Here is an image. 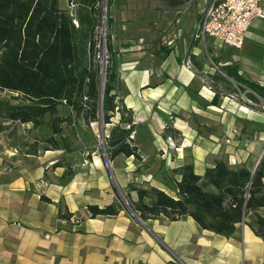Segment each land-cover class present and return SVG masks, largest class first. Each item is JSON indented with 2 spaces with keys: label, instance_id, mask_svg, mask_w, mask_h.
<instances>
[{
  "label": "crops",
  "instance_id": "1",
  "mask_svg": "<svg viewBox=\"0 0 264 264\" xmlns=\"http://www.w3.org/2000/svg\"><path fill=\"white\" fill-rule=\"evenodd\" d=\"M111 1L118 96L132 111V142L141 159L119 155L110 170L97 150L88 159L77 153L72 175L62 179L61 151L4 153L0 264H264V240L247 225L251 213L230 237L203 230L188 216L140 221L125 207L114 216L90 217L87 206L119 202L118 189L129 203L137 202L129 184L155 187L176 198L174 183L180 175L175 172L183 165L191 164L199 176L219 160L252 171L264 149V113L225 90L229 79L222 69L231 60H218L215 69L206 49L213 43L194 38L203 7L188 33L165 10L166 18L156 24L161 42H153V34L145 32L147 41L129 29L141 9L138 0ZM60 8L68 9L69 0ZM137 22L143 32L154 25ZM215 92L217 105L211 103ZM118 119L117 113L112 124ZM64 211L72 214L69 220L60 217ZM258 213L264 217V207Z\"/></svg>",
  "mask_w": 264,
  "mask_h": 264
},
{
  "label": "trees",
  "instance_id": "2",
  "mask_svg": "<svg viewBox=\"0 0 264 264\" xmlns=\"http://www.w3.org/2000/svg\"><path fill=\"white\" fill-rule=\"evenodd\" d=\"M105 2L107 10L111 0H69L74 5L71 14L69 8H60L59 0H0V92L13 94L10 99L0 98V138L14 124H31L32 129L46 133L43 151L73 153L76 149L63 125L70 127V134L75 133V125L90 129L94 123L101 124L104 131L118 113L117 123L104 138L106 153L110 160L119 155L141 159L130 139L136 125L132 111L117 95L120 79L113 59L104 72L100 114L101 68L96 60L95 28ZM110 24L107 18V29ZM222 71L254 93L250 100L259 103L257 96L264 105V85L244 78L237 65L225 66ZM218 97L215 92L213 105L218 104ZM60 107L67 109V114L60 115ZM127 124L130 129L125 128ZM26 146L31 147L29 153L36 154L33 144ZM175 173L180 175L174 183L176 198L155 187L128 185V192L137 193L138 201L130 202V208L139 218L177 221L188 216L201 229L230 237L251 213L247 225L264 240V217L258 213L264 207V154L253 173L245 167L233 168L224 160L207 168L202 176L194 173L191 164ZM71 175V169L66 168L62 179ZM86 209L95 218L117 215L124 206L115 202L103 208L88 205ZM59 215L67 220L72 216L65 211Z\"/></svg>",
  "mask_w": 264,
  "mask_h": 264
},
{
  "label": "rangeland",
  "instance_id": "3",
  "mask_svg": "<svg viewBox=\"0 0 264 264\" xmlns=\"http://www.w3.org/2000/svg\"><path fill=\"white\" fill-rule=\"evenodd\" d=\"M116 1V0H115ZM122 2V0H119ZM138 5L141 7L139 10V14L135 17L134 23L130 25V31L133 30V34L140 35V38L145 40H149L145 36V32H149L153 34V42L160 41L162 39L161 32H157L156 24L159 21L163 20V17L166 18L165 10H169L170 14L176 17L179 20L178 26L184 31V33L192 32L194 24L197 23L199 19V12L201 8L204 6V0H138ZM59 5L64 7L66 5V0H59ZM111 6V5H110ZM174 7V8H172ZM172 8V9H171ZM163 10V11H162ZM171 10V11H170ZM103 3L102 10L99 16V22L97 27L95 28V36L100 37L101 31V23L103 18ZM171 15H168L172 17ZM167 16V17H168ZM109 18V9L106 10V20ZM146 21L153 23V28L145 29L144 32L142 29H139L137 26V21ZM114 27L110 26L107 29L105 28V43L102 47H105V50L110 55L113 62L116 64L117 59L109 53L108 45L112 40V35H114ZM141 32H143L141 34ZM157 40V41H156ZM207 41L212 42L210 46H206V49L209 50V62L211 64L212 60L215 62V66H217L218 60L220 61H230L234 65H237L238 70L242 74L244 78L249 80H256L258 83L264 85V21L256 20L251 25L247 39L244 42V45L240 49H234L229 47H222L219 44H216L214 40L206 38ZM198 41V40H197ZM202 42V40H199ZM211 65V66H212ZM217 69V68H215ZM218 70V69H217ZM221 72V71H219ZM220 75V74H219ZM227 92H236L238 101L244 103L245 106L252 107L258 111L264 113V105L262 100L257 96L256 98L259 100V103H255L249 99V95H254L253 92L245 89V87L240 86L234 80L229 79V87L225 88ZM119 90H117V95ZM13 94L8 93L6 91L0 92L1 99H10ZM234 97V96H233ZM235 99V98H234ZM67 109L59 108V114L65 115L67 114ZM115 124V123H113ZM112 124V125H113ZM30 126V127H27ZM112 126L105 125L104 131L102 135L100 134L99 125L94 123L91 125L90 129H86L84 127H76L75 133L70 134V127L63 125L64 133L70 136L73 147L76 149L73 153H64L60 152L58 156V164L70 168L72 171V167L75 164V155L77 153H82L83 156L88 159L92 157L93 151L97 150L98 153L101 154L103 158V162L105 166L111 170L113 166V160H110L104 144V138L109 134V131ZM88 135L87 137H85ZM101 135V136H100ZM46 133L40 132L39 130L32 129L31 124L29 125H20L14 124L12 125L0 138V156L4 155L7 151L12 152L14 149H17L19 152L28 151L31 147L26 146L33 144V146L37 149V151H42L45 148V139ZM93 137V138H92ZM89 138V141L85 139ZM92 138V140H91ZM87 163V162H85ZM118 200L119 202L127 208V204L130 207V203L125 197V195L118 189ZM128 209V208H127Z\"/></svg>",
  "mask_w": 264,
  "mask_h": 264
},
{
  "label": "built area",
  "instance_id": "4",
  "mask_svg": "<svg viewBox=\"0 0 264 264\" xmlns=\"http://www.w3.org/2000/svg\"><path fill=\"white\" fill-rule=\"evenodd\" d=\"M74 5L69 4L71 14ZM264 21V0H204V6L200 12L194 38L204 41L212 39L222 47L240 49L244 45L249 29L254 21ZM73 24L78 23L74 19ZM105 27L101 23L100 37H96V60L100 65L104 76L105 70L111 64V57L102 45L105 43ZM171 44V42H168ZM135 123V121L133 120ZM130 129V125H125ZM135 131L130 135L134 139ZM73 224L79 222L76 218L70 219Z\"/></svg>",
  "mask_w": 264,
  "mask_h": 264
},
{
  "label": "water",
  "instance_id": "5",
  "mask_svg": "<svg viewBox=\"0 0 264 264\" xmlns=\"http://www.w3.org/2000/svg\"><path fill=\"white\" fill-rule=\"evenodd\" d=\"M105 18H106V2L104 3V14H103V18H102L103 27L106 26V19ZM103 88H104V76H103L102 73H100V85H99L100 114H101V106H102V98H103ZM100 132H101L100 134L102 135L103 130H102V125L101 124H100ZM263 154H264V149H263V151H262V153H261V155H260V157L258 159V162L262 158ZM258 162H257V164H258ZM257 164H256V166H257ZM256 166H255V168H256ZM255 168L252 170V173L254 172ZM127 208L136 216V218L138 220H140V218L137 217V215L131 210V208L129 207L128 204H127Z\"/></svg>",
  "mask_w": 264,
  "mask_h": 264
}]
</instances>
